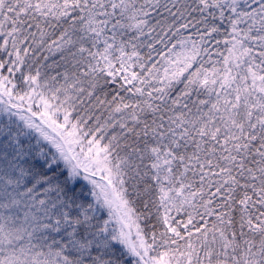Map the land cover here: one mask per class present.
Here are the masks:
<instances>
[{"label": "snow or ice", "instance_id": "snow-or-ice-1", "mask_svg": "<svg viewBox=\"0 0 264 264\" xmlns=\"http://www.w3.org/2000/svg\"><path fill=\"white\" fill-rule=\"evenodd\" d=\"M0 264H264V0H0Z\"/></svg>", "mask_w": 264, "mask_h": 264}]
</instances>
